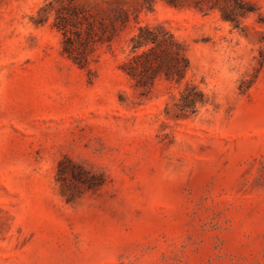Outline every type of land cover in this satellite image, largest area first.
<instances>
[{"label":"rangeland","instance_id":"rangeland-1","mask_svg":"<svg viewBox=\"0 0 264 264\" xmlns=\"http://www.w3.org/2000/svg\"><path fill=\"white\" fill-rule=\"evenodd\" d=\"M0 264H264V0H0Z\"/></svg>","mask_w":264,"mask_h":264},{"label":"trees","instance_id":"trees-1","mask_svg":"<svg viewBox=\"0 0 264 264\" xmlns=\"http://www.w3.org/2000/svg\"><path fill=\"white\" fill-rule=\"evenodd\" d=\"M73 16V19H78V25L82 26L83 21L85 22L86 35L91 34L95 22L101 26L104 24L101 19L86 13L79 16L74 11ZM73 26L78 28L74 23ZM73 35L69 36L64 33L63 49L69 56L72 55L77 45H83L80 30L73 31ZM130 42L132 56L123 63V68L137 82H140L149 70L150 77H155L160 72L169 80L180 81L184 77L188 62L171 34L162 29L159 30L158 26H139Z\"/></svg>","mask_w":264,"mask_h":264}]
</instances>
